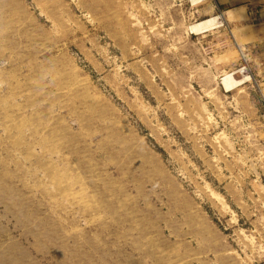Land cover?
Segmentation results:
<instances>
[{
    "label": "rangeland",
    "instance_id": "obj_1",
    "mask_svg": "<svg viewBox=\"0 0 264 264\" xmlns=\"http://www.w3.org/2000/svg\"><path fill=\"white\" fill-rule=\"evenodd\" d=\"M195 2L0 0V264H264V105Z\"/></svg>",
    "mask_w": 264,
    "mask_h": 264
},
{
    "label": "crops",
    "instance_id": "obj_2",
    "mask_svg": "<svg viewBox=\"0 0 264 264\" xmlns=\"http://www.w3.org/2000/svg\"><path fill=\"white\" fill-rule=\"evenodd\" d=\"M201 3L200 22L220 18L217 28L201 35L222 31L229 34L244 61L240 69H245L249 77L245 80L249 85L243 90L247 95H258L264 105V0H205ZM254 81L256 87L251 85ZM236 87L229 92L242 91L241 87Z\"/></svg>",
    "mask_w": 264,
    "mask_h": 264
},
{
    "label": "bare ground",
    "instance_id": "obj_3",
    "mask_svg": "<svg viewBox=\"0 0 264 264\" xmlns=\"http://www.w3.org/2000/svg\"><path fill=\"white\" fill-rule=\"evenodd\" d=\"M192 1V0H191ZM194 1H196L195 3H197V2H201L202 0H194ZM220 17V16H219ZM220 19V18H219ZM218 18H217V20L216 19H212L210 22H209V24H206V25H201V24H196L195 26H193L192 28H191V32H205V30H211V29H214L215 28V26H218V20H219ZM222 20V19H221ZM221 22V21H220ZM203 24V23H202ZM200 34V33H199ZM228 79V78H227ZM225 80V79H224ZM226 83V82H225ZM234 84H236L234 81H232V82H229V85L230 86H232V85H234ZM229 87V86H228ZM232 88V87H231ZM234 88V87H233Z\"/></svg>",
    "mask_w": 264,
    "mask_h": 264
}]
</instances>
